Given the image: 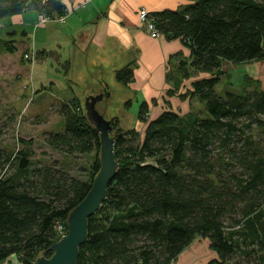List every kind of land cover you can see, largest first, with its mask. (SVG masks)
<instances>
[{"label": "trees", "instance_id": "16d2710c", "mask_svg": "<svg viewBox=\"0 0 264 264\" xmlns=\"http://www.w3.org/2000/svg\"><path fill=\"white\" fill-rule=\"evenodd\" d=\"M28 11L49 20L68 15L56 0H0V22ZM152 16L161 36L190 51L189 59H170L167 76L190 101V112L168 110L150 120L144 102L138 114L143 133L110 119L119 170L107 200L89 219L76 264H173L197 239L208 240L216 254L207 264L239 257L264 264V89L246 77L241 94L218 93L223 80L230 85L226 64L264 61V0H193ZM0 46L12 55L19 50L12 41ZM115 79L128 87L134 69L116 71ZM194 102L203 117L194 114ZM61 113L64 131L48 137L47 147L68 157L95 154V179L101 166L97 131L77 100ZM31 157L28 149L16 155L0 149V264L13 256L23 264L50 258L61 239L58 226L67 232L69 215L94 182L56 166L35 167Z\"/></svg>", "mask_w": 264, "mask_h": 264}, {"label": "crops", "instance_id": "0c3cea01", "mask_svg": "<svg viewBox=\"0 0 264 264\" xmlns=\"http://www.w3.org/2000/svg\"><path fill=\"white\" fill-rule=\"evenodd\" d=\"M56 1L65 7L68 14L65 23L52 21L36 27L39 14L28 11L3 20L6 21L3 23L5 25L0 23V41L15 42L18 48L19 45H26L27 50L37 53L40 49L43 58L58 60L53 63L58 72L61 73L63 68L70 69L74 77L73 93L78 99H83L93 78H100L99 69L94 67L107 69L105 82L121 96L117 99L118 104L110 107L118 110L110 118H120L121 123V109L128 102L132 106L134 101L149 104L150 120L168 110L180 116L190 112V101L181 99L173 84L167 81L170 59L177 55L189 59L190 51L180 40H169L165 36L151 38L140 24L139 12L142 9L152 14L176 11L191 5L193 0ZM53 37L57 40L54 45L50 44L53 43ZM130 65L134 69L135 79L128 87H124L117 83L115 74ZM143 126L141 133L146 127ZM206 243L210 247L208 240ZM189 248L173 264L181 261L184 264H207L216 258L212 251L211 259L204 262L200 255H195L198 258L193 256ZM11 263L8 260L3 264Z\"/></svg>", "mask_w": 264, "mask_h": 264}, {"label": "rangeland", "instance_id": "374dc122", "mask_svg": "<svg viewBox=\"0 0 264 264\" xmlns=\"http://www.w3.org/2000/svg\"><path fill=\"white\" fill-rule=\"evenodd\" d=\"M52 21L58 22L56 19H48L47 22ZM38 24L44 25L40 24L39 18L36 27ZM33 39L35 40V36ZM52 39L53 43L50 44H56L55 37ZM14 44L16 45L15 42ZM26 50V45H19L18 52L12 55L6 53L0 46V149L13 155L28 149L32 153L31 160L35 167L56 166L76 179L82 181L94 179L91 167L96 160L95 154L68 157L53 151L46 145L48 137L64 131L65 120L61 113L63 105L77 100L82 113L86 115L84 97L78 99L73 93L74 77L70 74V69L63 68L60 73L57 71V66L53 64L58 60L37 58V52ZM41 51L38 49V54ZM225 72L230 79V85H225L223 80L218 93L224 90L241 94L246 77L258 79L264 89V61L239 65L226 64ZM173 76H176L175 73ZM142 103V101H134L129 108L125 106L121 109L123 129L137 128L140 133L143 131L144 126L138 119ZM110 110L112 111L110 116L118 112L116 107ZM192 110L194 114L202 115L200 113L202 107L198 103L194 102ZM110 116L109 119H112ZM21 139L25 144L20 143ZM15 170L16 168L12 169L13 173ZM189 250L193 256L200 255L202 261H207L213 256L205 239L195 240ZM195 257L194 259L198 258ZM9 260L11 264H23L21 257L13 256ZM179 264H184V261ZM232 264L249 263L239 257Z\"/></svg>", "mask_w": 264, "mask_h": 264}, {"label": "water", "instance_id": "95a60500", "mask_svg": "<svg viewBox=\"0 0 264 264\" xmlns=\"http://www.w3.org/2000/svg\"><path fill=\"white\" fill-rule=\"evenodd\" d=\"M99 79L93 78L92 85L84 92L86 118L97 131L101 144L100 170L92 188L83 202L69 215L67 234L50 248V258L40 257L33 264H76L80 248L88 238L89 219L102 207L109 195V186L119 170L116 159V137L113 136L110 107L116 105L121 96L106 83L107 69L100 66Z\"/></svg>", "mask_w": 264, "mask_h": 264}, {"label": "built area", "instance_id": "2783aa9c", "mask_svg": "<svg viewBox=\"0 0 264 264\" xmlns=\"http://www.w3.org/2000/svg\"><path fill=\"white\" fill-rule=\"evenodd\" d=\"M67 17H68V15L61 17L60 19H58V22L65 23ZM154 19L155 18L152 16V14L148 10H146V9L140 10V12H139L140 24L150 34L151 38L158 39L161 37V35L156 28ZM39 21H40V24H45L48 21V19L45 18L44 16L40 15ZM38 26H40V25L38 24ZM58 232L60 233L61 238L63 236H66V234H67L66 229L62 225L58 226Z\"/></svg>", "mask_w": 264, "mask_h": 264}]
</instances>
